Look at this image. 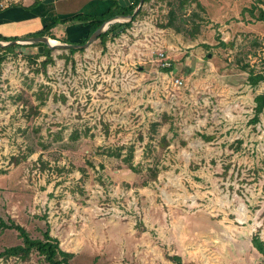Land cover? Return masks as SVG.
I'll use <instances>...</instances> for the list:
<instances>
[{
    "label": "rangeland",
    "instance_id": "1",
    "mask_svg": "<svg viewBox=\"0 0 264 264\" xmlns=\"http://www.w3.org/2000/svg\"><path fill=\"white\" fill-rule=\"evenodd\" d=\"M141 9L105 45L52 48L46 69L43 47L0 50V218L34 239L49 227L70 264H264V81L249 80L264 0ZM22 244L0 225V253Z\"/></svg>",
    "mask_w": 264,
    "mask_h": 264
},
{
    "label": "trees",
    "instance_id": "2",
    "mask_svg": "<svg viewBox=\"0 0 264 264\" xmlns=\"http://www.w3.org/2000/svg\"><path fill=\"white\" fill-rule=\"evenodd\" d=\"M149 1L151 0H145L144 2L147 3ZM113 2H114L113 8L108 10L106 13L100 16H90V15H86L83 13H79V14L67 17L63 21H61L64 24L82 22L91 27L89 36L86 37L83 41L73 43L67 40L63 42L67 44H72V45L85 44L90 38V36L110 19L116 16H119V15H124V16L132 15L136 7L138 6L140 0H134L133 3L128 7L120 6L117 0H114ZM141 13H142V9L138 12L136 16L133 17L132 20L127 21V22H116L110 25V27L100 35L99 39L101 43L105 45L107 40L109 39V36H112V37L119 36L120 33H118V30H120L121 28L131 27L133 22L136 20L137 16L141 15ZM258 20L264 21V10L261 11V15L258 17ZM53 22L54 23L52 26H46L44 27L42 31L35 33L31 35L30 37L48 36L51 39L56 40V38L52 36L51 34V29L57 23H59L60 20L54 18ZM17 40H19L18 37H4L0 35V41L2 42H11V41H17ZM30 46L31 47L39 46V47L44 48V55L46 56V60L42 63V67L44 69H46L49 64L53 63L54 60L51 55L52 49H50L47 45L43 43H34V44H31ZM13 48L14 46L12 45L8 47H4V48L0 46V50H6V51H12ZM69 51L71 55H74L77 52L83 51V50L71 48L69 49ZM166 70L173 71L175 70V67L171 65V67H169ZM249 80L252 85H257L259 82L264 81V73H259L257 75L251 74L249 77ZM255 103H256V107H255L254 122H258L260 115L264 111V93L255 97ZM0 225L6 228L16 229L19 232V236L23 241L22 245L8 248L4 252L0 253V259L3 257H20L22 259L27 260L30 257V255L35 251L39 255L43 256L45 261L48 264H70L69 263L70 259L74 256V254L65 252L60 248L59 241L56 238L51 236L49 227L43 233V239H34L30 236L28 231L21 225H17L15 223L12 225H8L1 218H0ZM252 243L254 247L264 256V243L259 238V236L253 237ZM175 260H177L178 263H180V259L178 257H176Z\"/></svg>",
    "mask_w": 264,
    "mask_h": 264
},
{
    "label": "crops",
    "instance_id": "3",
    "mask_svg": "<svg viewBox=\"0 0 264 264\" xmlns=\"http://www.w3.org/2000/svg\"><path fill=\"white\" fill-rule=\"evenodd\" d=\"M113 1L58 0L44 3V0H34L29 4H12L0 9V35L25 40L44 27L52 26L53 19L56 18L60 22L51 29L52 36L56 40L80 42L89 36L91 27L82 22L64 24L61 21L79 13L100 16L113 8ZM133 1L131 0V4Z\"/></svg>",
    "mask_w": 264,
    "mask_h": 264
},
{
    "label": "water",
    "instance_id": "4",
    "mask_svg": "<svg viewBox=\"0 0 264 264\" xmlns=\"http://www.w3.org/2000/svg\"><path fill=\"white\" fill-rule=\"evenodd\" d=\"M58 0H44V3H52ZM119 5L122 7H128L131 5V0H117ZM145 0H140L138 6L136 7L135 11L133 12L132 15L129 16H124V15H119L116 16L112 19H110L109 21H107L106 23H104L97 31H95L90 38L88 39V41L83 44V45H72V44H67V43H59V44H51V41L53 39L47 37V36H43V37H30L28 39L25 40H17V41H11V42H2L0 41V46H9L12 44H18L21 41L25 42L26 44H34V43H43L45 45H47L49 48H64V49H81V48H87L88 46H90L93 42H95L97 39H99L100 35L105 32L110 24L116 23V22H127L133 19L134 16H136L138 14V12L141 10L143 4H144ZM176 72V70H175Z\"/></svg>",
    "mask_w": 264,
    "mask_h": 264
},
{
    "label": "built area",
    "instance_id": "5",
    "mask_svg": "<svg viewBox=\"0 0 264 264\" xmlns=\"http://www.w3.org/2000/svg\"><path fill=\"white\" fill-rule=\"evenodd\" d=\"M158 55L160 56V65L162 66V67H164V68H168V67H171V62L169 61V59L166 57V54L165 53H163V52H160V53H158ZM176 82L178 83V84H181L182 83V81L181 80H179V79H177L176 80Z\"/></svg>",
    "mask_w": 264,
    "mask_h": 264
},
{
    "label": "bare ground",
    "instance_id": "6",
    "mask_svg": "<svg viewBox=\"0 0 264 264\" xmlns=\"http://www.w3.org/2000/svg\"><path fill=\"white\" fill-rule=\"evenodd\" d=\"M51 44H53V45H54V44H57V41H55V40L53 41V40H52V41H51Z\"/></svg>",
    "mask_w": 264,
    "mask_h": 264
}]
</instances>
